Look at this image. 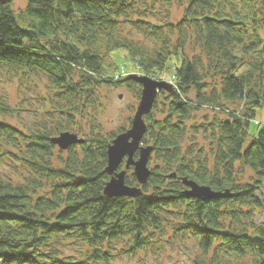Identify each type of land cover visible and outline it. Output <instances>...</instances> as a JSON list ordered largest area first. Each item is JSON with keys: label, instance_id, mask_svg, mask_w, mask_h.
Returning <instances> with one entry per match:
<instances>
[{"label": "trees", "instance_id": "trees-1", "mask_svg": "<svg viewBox=\"0 0 264 264\" xmlns=\"http://www.w3.org/2000/svg\"><path fill=\"white\" fill-rule=\"evenodd\" d=\"M14 1L0 3V264H147L188 234L193 264H264V125L250 131L264 106V0ZM120 49L171 81L144 116L148 181L127 171L137 196L105 192L109 146L133 117L109 132L94 114L112 86L140 101L134 74L113 72ZM25 111L50 117L12 122ZM63 131L84 141L61 149ZM184 177L225 195L187 196Z\"/></svg>", "mask_w": 264, "mask_h": 264}, {"label": "water", "instance_id": "water-1", "mask_svg": "<svg viewBox=\"0 0 264 264\" xmlns=\"http://www.w3.org/2000/svg\"><path fill=\"white\" fill-rule=\"evenodd\" d=\"M11 1L13 0H0V3L6 4ZM134 79L142 84V94L132 118L131 127L119 133L112 140L108 149L107 171L111 177L105 186V192L109 196H137L139 194L140 187L129 185L126 182L127 171L131 166H133L134 173L141 184L146 183L151 174L149 159L153 148L150 145H143L142 142L147 131L144 116L153 109L159 89L165 82L148 75L138 74H134ZM53 141L61 149H67L72 144L83 142L84 138L76 132L63 131L54 137ZM137 151L139 152L138 157L135 156ZM123 163H125V168L120 169ZM183 181L188 187L185 191L187 196L212 199L225 195V193L216 191L209 185L200 184L194 179L184 177Z\"/></svg>", "mask_w": 264, "mask_h": 264}, {"label": "rangeland", "instance_id": "rangeland-1", "mask_svg": "<svg viewBox=\"0 0 264 264\" xmlns=\"http://www.w3.org/2000/svg\"><path fill=\"white\" fill-rule=\"evenodd\" d=\"M14 4L17 9H19V7L24 8L25 0H15ZM113 55L117 64L113 72L117 76L128 73L144 75L138 69L134 61L128 58L127 53L124 50H116ZM160 77H162V79L157 80L170 81V79L167 78V74H162ZM5 88L9 94L14 97V101L22 97V91L18 88L17 82L8 85ZM105 91V101H100V108H98L97 111H94V114L100 118V122L106 131H118L122 126L126 125V122H128V118L130 116L133 117L135 115L139 101L136 99L137 97L135 91L126 86H112L110 89ZM31 93L33 96L36 94L34 89H31ZM32 101H34V99ZM28 107L30 108V105H28ZM42 110H44V106ZM49 117V113L42 115L37 112L25 111L22 112L21 115L12 122H17V124H19V122L23 121L28 125H32L34 121L40 120L42 118L47 119ZM262 125H264V106L258 110L256 117L251 122V133H256ZM127 127L128 128L126 130L131 127V124H129ZM256 219L260 222H264V213L262 215L256 216ZM195 249L196 245L194 239L190 234H188V236L185 238L179 237L177 238L176 242L174 241L168 243L161 251L156 250L149 252L147 256V264H193V257L196 251ZM64 251L69 255L76 254L77 246L71 245L70 247L65 248ZM114 264H137V261L136 257H131L129 255H118L115 257Z\"/></svg>", "mask_w": 264, "mask_h": 264}]
</instances>
